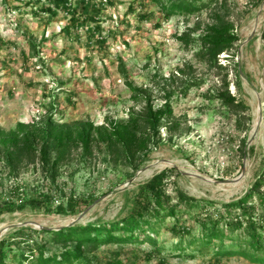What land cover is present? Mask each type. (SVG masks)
Here are the masks:
<instances>
[{
    "label": "rangeland",
    "instance_id": "1",
    "mask_svg": "<svg viewBox=\"0 0 264 264\" xmlns=\"http://www.w3.org/2000/svg\"><path fill=\"white\" fill-rule=\"evenodd\" d=\"M210 10L165 19L153 0H108L104 4L100 0H0V129L5 132L18 123L41 124L49 115L72 129L76 123H93L97 128L110 125L109 119L128 120L130 110L139 111L144 104L132 99L121 63L135 86L150 91L156 109L164 104L167 91L181 86L179 71H188L187 64L195 76L205 80L202 88H193L187 97H172L181 131L173 144L155 148L134 175L128 164L104 161L106 145L97 134L85 160L82 145L72 147V160L63 165L57 180L68 195L96 197L86 211L73 216L29 208L8 213L0 217L2 237L20 227L56 229L78 218L80 222L113 219L131 209L139 185L166 168L179 173L169 187L173 194L177 185L190 196L216 202L228 203L244 195L264 156V0H231L228 16L239 40L235 49L219 56L231 94H238V68L240 96L251 106L253 121L244 155L239 149L244 134L235 130L236 118L220 102L204 95L221 87L220 78L200 59L198 45L186 48L179 39L197 23L201 29L194 36L199 35L211 21ZM31 39L38 45L36 53ZM160 133L167 138L169 130L163 127ZM252 145L253 155L248 152ZM56 189L38 165L13 173L0 161V200L14 197L20 201L39 192L59 198ZM190 216L187 213L184 219ZM198 233L197 228L193 235ZM159 242L169 252V264H213L208 250L195 257L186 255L195 246L182 255L171 252L177 239L168 231L159 233ZM116 248L122 250L124 264H160L159 259L145 260L148 243L141 249L109 246L97 254L111 257ZM221 264L260 263L236 254L223 258Z\"/></svg>",
    "mask_w": 264,
    "mask_h": 264
},
{
    "label": "trees",
    "instance_id": "2",
    "mask_svg": "<svg viewBox=\"0 0 264 264\" xmlns=\"http://www.w3.org/2000/svg\"><path fill=\"white\" fill-rule=\"evenodd\" d=\"M47 1L66 3V0ZM153 1L165 19L211 9V21L199 35L194 36L201 29V23L188 28L179 39L186 48L191 44L198 45L200 59L220 78L221 87L210 89L204 95L209 101L220 102L236 118L235 130L244 134L239 145L244 155L247 133L253 121L251 106L240 96L242 81L238 68L235 69L238 94L234 96L229 89L228 73H221L223 68L219 63V56L235 49L239 40L233 33L234 23L228 16L231 0ZM47 10L52 12V8ZM66 29L69 30V25ZM262 40L264 42V31ZM30 45L34 53L38 52L34 40H30ZM231 57L234 58V54ZM186 66L189 67L188 71L184 68L179 71L181 86L167 91L164 104L156 109L150 91L135 86L121 63L120 71L132 92V99L136 104H144L139 111L132 108L126 121L109 119L110 125L97 128L93 123H76L73 130L68 125L56 123L49 115L41 124L18 123L9 132L0 129V161L8 165L13 173L29 165H38L40 172L54 183L59 193V198H54L50 192H39L20 201L14 197L2 199L0 217L27 208L62 216L78 215L85 211L96 197L68 195L59 188L57 180L60 169L72 160V147L81 144V157L85 160L91 155L92 138L97 134L106 145L104 161L128 164L133 170L132 175L155 148L173 144L175 134L181 131V124L175 120L172 97H187L193 88H202L205 84L204 79L193 74L189 64ZM163 127L169 130L167 138L161 136ZM248 152L253 155L255 146H250ZM176 174L179 175L175 169L166 168L153 175L136 188L131 209L113 219L79 221L58 230L20 227L10 231L0 241V264H124L119 248L112 252L111 257L99 256L97 252L109 246L141 249L146 243L150 247L144 252L146 261L159 259L160 264H169V252L159 242L162 230L177 239L171 250L176 254H185L195 246L186 255L195 257L208 250L206 253L212 255L213 264H221L223 258L236 254L264 264V156L254 181L244 195L228 203L190 196L177 185L173 188V194L169 187ZM187 213L191 215L189 222L184 217ZM197 228L199 233L193 235ZM38 236H41L40 240Z\"/></svg>",
    "mask_w": 264,
    "mask_h": 264
},
{
    "label": "water",
    "instance_id": "3",
    "mask_svg": "<svg viewBox=\"0 0 264 264\" xmlns=\"http://www.w3.org/2000/svg\"><path fill=\"white\" fill-rule=\"evenodd\" d=\"M258 124H259V123H258ZM85 211H86V210H85ZM77 222H79V218L76 219V220H74L73 222H71V223L68 224L67 226L73 225V224H75V223H77ZM58 229H60V228H56V230H58ZM1 239H2V235H0V241H1Z\"/></svg>",
    "mask_w": 264,
    "mask_h": 264
},
{
    "label": "built area",
    "instance_id": "4",
    "mask_svg": "<svg viewBox=\"0 0 264 264\" xmlns=\"http://www.w3.org/2000/svg\"><path fill=\"white\" fill-rule=\"evenodd\" d=\"M101 1V3H105V2H108V0H100Z\"/></svg>",
    "mask_w": 264,
    "mask_h": 264
},
{
    "label": "bare ground",
    "instance_id": "5",
    "mask_svg": "<svg viewBox=\"0 0 264 264\" xmlns=\"http://www.w3.org/2000/svg\"><path fill=\"white\" fill-rule=\"evenodd\" d=\"M256 124H257V121H256ZM168 164H170V162H167ZM171 165V164H170Z\"/></svg>",
    "mask_w": 264,
    "mask_h": 264
}]
</instances>
